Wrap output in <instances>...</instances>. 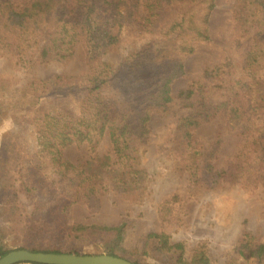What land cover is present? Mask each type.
Listing matches in <instances>:
<instances>
[{"label": "trees", "instance_id": "1", "mask_svg": "<svg viewBox=\"0 0 264 264\" xmlns=\"http://www.w3.org/2000/svg\"><path fill=\"white\" fill-rule=\"evenodd\" d=\"M214 7L215 0H0V51H15L19 71H31L36 63H67L79 43L89 58L87 69L71 84H61L65 77L59 74L27 81L24 93L36 101L27 109L13 106L0 120V126H5L17 114H30L32 141L27 138L25 146L27 151L30 145L33 149L17 175L20 190L35 200L33 217L41 219L44 227L33 225V220L23 223L19 227L23 240L34 236V231L59 238L52 247L27 245L22 240L17 249L79 253L69 240L87 236L106 253L125 257L126 222L69 224L65 215L77 201L97 207L100 196L111 189L133 201L142 199L149 174L141 167V144L149 138L151 112L170 110L175 99L171 83L184 71L176 52H192L194 41L210 38L208 23ZM235 14L244 34L256 29L244 59L247 82L229 79L233 70L229 61L206 66L203 74L218 78L226 91H244L249 107L230 99L214 103L198 82L179 92V101L188 111L178 118L176 133L186 141L181 165L191 183L201 179L197 173L203 167V151L194 142L192 127L222 111L245 137L235 161L240 173L232 174L231 180H238L249 169L248 177L264 184V171H259L264 162V0H237ZM112 49L119 53L116 62L110 59ZM11 87L1 79L0 95ZM42 87L45 89L37 91ZM55 95L67 99L68 107L41 106L43 98ZM105 135L112 155H91L76 163L63 156V148L73 143H87L94 150ZM3 144L1 152L6 159L14 149ZM205 169L210 185H216L218 176L224 174L213 170L210 163ZM16 192L13 188L2 196L0 257L14 249L8 243L6 224L18 228ZM166 210L163 219L169 215ZM150 244L162 256V264H210L205 242L199 243L190 257L185 254L184 242L172 241L164 230L147 234L142 256H147ZM235 254L227 264L242 260L264 264V243L255 242L252 233L244 230Z\"/></svg>", "mask_w": 264, "mask_h": 264}, {"label": "rangeland", "instance_id": "2", "mask_svg": "<svg viewBox=\"0 0 264 264\" xmlns=\"http://www.w3.org/2000/svg\"><path fill=\"white\" fill-rule=\"evenodd\" d=\"M236 3L237 0H215L208 23L210 38L207 41H194L192 52H176L184 71L171 83L175 99L167 113L158 109L151 112L149 138L141 144V167L149 174L142 199L133 201L111 189L100 196L97 207L77 201L70 205L65 215L69 224L116 225L126 222L123 246L127 250L125 257L130 260L138 259L142 264H162V256L153 244L149 245L147 256H142L145 238L152 231L164 230L172 241H183L187 257L191 256L199 243L205 242L210 264L230 263L236 255L235 246L244 230L252 233L255 242L264 243V184L260 179H250L249 169L238 180H231L232 174L240 173L237 170L238 164L235 165L236 156L245 143L240 129L230 125L222 111L212 119L201 121L192 127L194 142L203 151L204 168L197 173L201 179L196 183L189 181L186 170L182 168L186 141L176 133L178 118L188 111L179 101L178 94L193 82L201 84L208 99L214 103L230 99L237 101L245 109L249 107L244 91H226L218 78H206L203 74L206 66L213 67L229 61L233 66L229 79L244 78L246 81L244 59L256 29H250L246 34L242 32L235 14ZM85 51L79 43L75 55L67 63H36L31 71L17 69L15 51H0V80H7L12 85L9 91L0 95V120L4 113H11L13 106L27 109L36 101L24 93L27 81L50 79L58 74L65 77L61 84H71L78 79L87 69L89 58ZM109 54L112 61H118L119 53L115 49ZM41 89L45 88L37 91ZM43 105L63 109L68 107L69 101L55 95L49 100L43 98L41 106ZM29 115L27 112L17 114L11 118L12 121L9 120L8 125L0 126V207L3 206L2 196L12 192L13 188L17 190L14 204L18 212L15 226L18 228L13 230L6 224L8 243L14 249L25 239L19 228L23 223L27 225L33 220V225L44 227L41 219L33 217L35 200L26 197L20 190L17 175L18 168L27 164L29 152L33 149L30 145L27 151L25 146L27 138L32 141ZM3 132L6 134V141ZM2 142L14 149L6 159L2 157ZM62 152L65 158L74 163L83 162L91 155L113 154L107 135L94 150L87 143H73L64 147ZM207 163L213 165V170L224 173L223 176H218L216 185H210L205 178L208 175V170L205 169ZM259 171H264V162L260 164ZM166 208L169 209V215L166 216L167 219H163V215L167 213ZM2 220L0 218V223ZM23 241L27 245L48 244L52 247L59 238L51 233L39 236L34 231V236ZM69 245L79 253H106L104 247L95 245L87 236L72 238ZM237 264L257 263L242 260Z\"/></svg>", "mask_w": 264, "mask_h": 264}, {"label": "water", "instance_id": "3", "mask_svg": "<svg viewBox=\"0 0 264 264\" xmlns=\"http://www.w3.org/2000/svg\"><path fill=\"white\" fill-rule=\"evenodd\" d=\"M141 264L123 256L109 253H71L32 251L25 248L13 249L0 257V264Z\"/></svg>", "mask_w": 264, "mask_h": 264}]
</instances>
